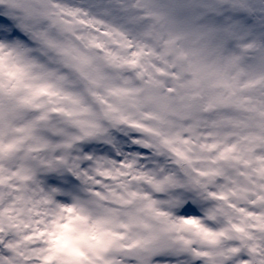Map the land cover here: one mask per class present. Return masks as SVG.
I'll list each match as a JSON object with an SVG mask.
<instances>
[{
    "label": "snow or ice",
    "instance_id": "snow-or-ice-1",
    "mask_svg": "<svg viewBox=\"0 0 264 264\" xmlns=\"http://www.w3.org/2000/svg\"><path fill=\"white\" fill-rule=\"evenodd\" d=\"M0 264H264V0H0Z\"/></svg>",
    "mask_w": 264,
    "mask_h": 264
}]
</instances>
